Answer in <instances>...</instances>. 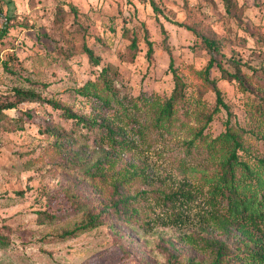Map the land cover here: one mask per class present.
Returning <instances> with one entry per match:
<instances>
[{
  "label": "rangeland",
  "instance_id": "obj_1",
  "mask_svg": "<svg viewBox=\"0 0 264 264\" xmlns=\"http://www.w3.org/2000/svg\"><path fill=\"white\" fill-rule=\"evenodd\" d=\"M157 2L162 12L151 0H0V31L10 26L0 38V104L18 100L17 88L41 96L0 112V264H213L206 238L234 247L233 233L245 237L221 225L225 209L209 197L230 150L220 137L229 129L247 165H238V177L246 191L260 185L264 195V0ZM204 38L217 42L225 69L236 72L237 60L247 80L243 89L213 68L227 108L216 109L204 74L212 57ZM173 68L187 86L167 117L160 104L174 90ZM88 82L97 85L83 95ZM53 102L123 127L127 147L114 148L101 139L102 126L79 124ZM49 144L62 152L46 154ZM173 192L179 197L166 201ZM121 193L128 218L111 205ZM257 209L264 216V200ZM90 213L102 214L103 224L60 237ZM260 220L254 236L264 245Z\"/></svg>",
  "mask_w": 264,
  "mask_h": 264
},
{
  "label": "trees",
  "instance_id": "obj_2",
  "mask_svg": "<svg viewBox=\"0 0 264 264\" xmlns=\"http://www.w3.org/2000/svg\"><path fill=\"white\" fill-rule=\"evenodd\" d=\"M153 7L155 10L162 12L161 6H159L157 0H151ZM2 11L0 7V12ZM10 26L6 25L1 31H0V38L4 37L9 33ZM145 39L148 44V50H147V58L151 61L153 54H154V45L153 41L149 39L148 30L146 29ZM129 33V30L125 28L124 34L127 35ZM205 45L209 48L210 52L212 53V57L208 65L206 66L204 70V74L206 78L211 80L213 82L214 89L217 93V108L222 105L224 107H228L222 96L219 88L216 85V79H214L211 76V72L213 68H218V70L221 73V76L224 78L234 79L236 80L243 89H247L246 86V78L244 73L241 72L240 64L237 60L234 61L236 66V72H230L227 69H225L221 63L217 61L216 54L220 53V47L218 46L217 42L214 40H211L209 38H204ZM138 43L139 38L138 36L133 33L131 36V43L130 46L134 49H138ZM88 54L90 55L91 59L95 61L96 64H99V59L94 55V52L90 48H86ZM173 65V61H171V67ZM210 75V77H209ZM173 77L175 80V87L172 92V95L163 103L160 104V108L162 111V114H164L167 117H171L176 111L177 104L180 100L185 96V88L186 83L183 81L181 75L177 72L175 68H173ZM97 85L95 82H88L85 86L88 91L81 90V93L83 95H89V86L90 85ZM105 86L107 88L110 87L107 80H105ZM15 95L18 98L16 101L6 102L0 104V112L4 113L5 110L15 108L17 106V102L20 101H26V100H36L41 99L40 94L36 93L35 91L31 90H24L21 88H17L15 90ZM93 95H98L96 92H93ZM56 107H62L61 104L58 102H53ZM69 118H72L74 121L78 122L79 124L83 123L84 125H87L88 123H94L93 126L103 127V131L101 135V139L107 140L109 139L111 141V146L114 148L118 145V147L124 148L127 147V141L124 134V128L123 127H115L109 122L106 123H99L97 120L91 121L89 119L84 118L81 115H78L76 113H73L70 111L69 108L62 107ZM260 109L261 106H259ZM208 119L211 120L212 116H208ZM91 129L94 127L90 126ZM119 134L122 136L121 139H117L116 135ZM222 139L230 143V150L227 152V157L225 161L222 163V166L219 171L218 180L216 183L212 184V195L209 197L210 202L214 207L217 205H220L219 207H222L225 209L226 214L220 218L221 225L226 228L229 233H232V230L240 231L245 235V237L241 238L239 234L233 233L236 238L239 239L238 244H235V246L229 245L226 241L219 239V238H206L205 239V246L215 254V259L213 264H236V261L238 259L242 260L245 259L247 262L246 264H264V245L259 244L258 242V236L255 238L254 236V229L258 228L262 231V228H260V217L264 218V216H261L262 212H260L259 209H257V205L262 206L264 195L259 198V190L260 185L256 186L258 188L254 189H248L246 191V186L242 182V178H239L237 175V167L238 165H242L243 167L247 168V165L243 163L239 159V153L238 149L241 147V142L237 136L236 133L231 131L230 129L224 133L222 136ZM46 154H54L58 155L62 152L61 147L57 145L49 144L45 148ZM97 169H99V164L95 165ZM185 190H181L180 194L185 197H189L190 193H187ZM249 192V193H248ZM179 197V194L177 192L169 193L165 195V200H173L177 199ZM74 205H78L80 203L79 199H74L73 201ZM78 203V204H77ZM114 208V214L117 215L120 218H128L130 216L131 208L130 203L128 202V198L123 195L122 193L118 195V197L113 201L111 204ZM78 207V206H77ZM133 214V211L131 212V215ZM216 218L219 219L220 215L214 214ZM182 216H174L172 217L170 215V220L175 221L178 218H181ZM103 224V218L102 214L100 213H90L87 220L80 225L76 226L75 228L71 230H65L60 234L61 238H70L76 236L81 231H86L88 229L100 226ZM250 238L255 243L253 245L249 244V241L246 238ZM238 248V249H237ZM234 250L236 252H234ZM244 263V262H243Z\"/></svg>",
  "mask_w": 264,
  "mask_h": 264
}]
</instances>
